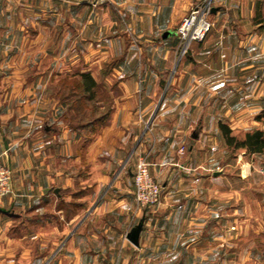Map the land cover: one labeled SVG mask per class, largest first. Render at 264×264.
<instances>
[{
    "label": "crops",
    "instance_id": "1",
    "mask_svg": "<svg viewBox=\"0 0 264 264\" xmlns=\"http://www.w3.org/2000/svg\"><path fill=\"white\" fill-rule=\"evenodd\" d=\"M203 1L0 0V159L13 175V193L0 197L7 217L0 218V242L19 239L9 219L27 213L21 226L41 225L59 238L43 264L211 260V230L224 229L228 198L242 202L244 194V178L226 173V164L264 157V150L227 145L220 129L238 140L264 131V28L254 22L264 0H208L210 30L171 64L178 25ZM172 70V100L193 112L152 117L145 111ZM69 71L122 90L94 130L73 127L75 113L56 98ZM228 150L238 153L225 158ZM138 154L163 186L159 202L147 207L133 197ZM219 162L222 170L211 169ZM254 177L264 186V175Z\"/></svg>",
    "mask_w": 264,
    "mask_h": 264
},
{
    "label": "rangeland",
    "instance_id": "2",
    "mask_svg": "<svg viewBox=\"0 0 264 264\" xmlns=\"http://www.w3.org/2000/svg\"><path fill=\"white\" fill-rule=\"evenodd\" d=\"M210 8V1L205 0L198 5H195L189 13L195 9H199L200 12L198 17L202 16L203 19L205 18V20L209 22ZM189 13L185 16H188ZM205 35L199 40L193 38L185 39L181 36V34L177 33L180 49L174 57H171V64H175L177 62L180 63L181 59L187 55L186 51L189 49L190 44L201 42L205 38ZM174 71L172 70V72L170 71L165 75L163 82L167 81L166 84L158 87L157 92L154 95L155 101L151 103L145 113H151L152 117H155L156 113H191L192 110H189L190 105L188 106L186 102H177L172 100L173 97L171 94L173 93L175 87L169 84V78ZM73 72L74 71L67 72L66 79L68 82H70V79L73 77H78L77 73L79 72ZM111 83L106 84L104 82H99L96 86L94 97L91 99H88L87 95L74 93V88L72 87L71 82L67 83L66 93L69 98L65 101L67 106L66 113H76L77 111V113H80L79 111H82V121L84 122L91 117L104 114L109 108L112 110V104H117V101H121L123 93L116 82ZM185 90V85L179 87V91ZM57 97L59 99L58 93L56 95V98ZM176 98L178 99V97ZM158 103L159 106L157 107ZM132 109L133 113L138 111L139 108L137 102H132ZM202 111L203 107L201 105L199 110H195V113H202ZM70 123H73L71 117ZM151 123L152 121L149 119L146 123H144L143 135L150 131ZM183 149L182 152H184ZM236 153H238V151L228 150L227 152H224V155L225 158H230L231 155ZM138 155H136V159ZM256 160L258 161V158L246 155V157L242 160L239 159L238 162L233 163L232 165L226 164V168L224 170L226 173H230L231 175L239 174L244 178V194L242 202H240L239 198L236 200H234V198H228L224 214H221L222 218L225 219L223 223L225 226L224 229L215 230V232L214 230H211V238L214 237L213 239L215 241V245L212 247V257H210L211 260H207L205 262L201 261L197 264H264V208L262 207L264 205V186L256 185L254 180L256 179V177H254L255 173L258 172L264 175V157H262V159L257 163ZM134 164L131 167L132 171ZM215 164L211 166V169L222 170L220 162L216 165ZM197 169L203 168L199 167ZM251 177H253L254 182L251 181ZM233 183L234 182L230 180L227 185L233 187ZM230 186L228 188H230ZM12 190L13 187L11 186V190L7 194L0 197L7 195L11 196L13 193ZM222 206L223 205H221V207ZM215 209H217V207ZM215 209L211 212V217L214 222H216L215 220L219 219L218 216H220ZM37 216L40 218L41 222L43 215L39 214ZM1 217L3 220L7 218L0 215V218ZM27 217L30 218L27 213H24L20 218L9 219L12 221V228H14L13 234L19 236V239H14L8 243L0 242V264H43L44 260H41L42 257H46L49 254V250H54L59 247L58 235L54 234L55 236H52L53 234H50L48 230H44L41 225L38 229H36V227L35 229H32L31 226H21V223L28 222ZM260 228H262V230H260ZM16 259L18 261H15Z\"/></svg>",
    "mask_w": 264,
    "mask_h": 264
},
{
    "label": "built area",
    "instance_id": "3",
    "mask_svg": "<svg viewBox=\"0 0 264 264\" xmlns=\"http://www.w3.org/2000/svg\"><path fill=\"white\" fill-rule=\"evenodd\" d=\"M199 9H195L185 16L177 33L185 39H201L210 28V23L199 16ZM198 18V19H197ZM196 20V23H195ZM133 197L137 206L147 207L157 203L161 197L163 187L150 172V164L144 154H139L134 164ZM12 186L11 169L0 159V196L7 194ZM140 264V263H137Z\"/></svg>",
    "mask_w": 264,
    "mask_h": 264
},
{
    "label": "trees",
    "instance_id": "4",
    "mask_svg": "<svg viewBox=\"0 0 264 264\" xmlns=\"http://www.w3.org/2000/svg\"><path fill=\"white\" fill-rule=\"evenodd\" d=\"M255 23L259 24V28H264V9L262 8V2L258 1L256 3V9H255ZM77 78L73 77L70 79L71 85L74 88V93H79L82 95H87L88 99H91L94 97L96 86L98 85L95 79L91 76L88 72H80L77 73ZM67 81L66 77L63 78L60 82L59 88H58V95L59 99L61 101H66L69 97L66 93L67 83H70ZM78 112V111H77ZM75 113L71 117L72 122L71 125L75 128H87L92 127L94 129L95 127L101 125L111 113V108H109L104 114L91 117L87 121H82L83 116L81 114L82 111H79L80 113ZM220 129L223 133V136L225 138V141L227 145H233L235 147H243L246 148L249 151L252 152H260L264 150V131L262 130H255L253 132H247L244 135V138L241 140L236 139L233 135L230 134V129L228 127H225L223 124L220 123Z\"/></svg>",
    "mask_w": 264,
    "mask_h": 264
},
{
    "label": "water",
    "instance_id": "5",
    "mask_svg": "<svg viewBox=\"0 0 264 264\" xmlns=\"http://www.w3.org/2000/svg\"><path fill=\"white\" fill-rule=\"evenodd\" d=\"M158 106H159V103L157 104V107ZM127 238L132 244H134L135 246H138L135 233H132V232L128 233Z\"/></svg>",
    "mask_w": 264,
    "mask_h": 264
}]
</instances>
